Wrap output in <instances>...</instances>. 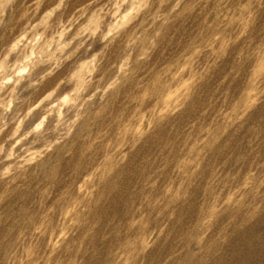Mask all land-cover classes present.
<instances>
[{"label": "clouds", "instance_id": "9594fccd", "mask_svg": "<svg viewBox=\"0 0 264 264\" xmlns=\"http://www.w3.org/2000/svg\"><path fill=\"white\" fill-rule=\"evenodd\" d=\"M264 215V0H0V264H211Z\"/></svg>", "mask_w": 264, "mask_h": 264}, {"label": "rangeland", "instance_id": "374dc122", "mask_svg": "<svg viewBox=\"0 0 264 264\" xmlns=\"http://www.w3.org/2000/svg\"><path fill=\"white\" fill-rule=\"evenodd\" d=\"M211 264H264V215L242 229L231 230Z\"/></svg>", "mask_w": 264, "mask_h": 264}]
</instances>
